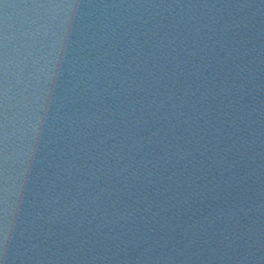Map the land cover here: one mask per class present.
I'll use <instances>...</instances> for the list:
<instances>
[{
    "label": "water",
    "instance_id": "obj_1",
    "mask_svg": "<svg viewBox=\"0 0 264 264\" xmlns=\"http://www.w3.org/2000/svg\"><path fill=\"white\" fill-rule=\"evenodd\" d=\"M0 264H264V0H0Z\"/></svg>",
    "mask_w": 264,
    "mask_h": 264
}]
</instances>
